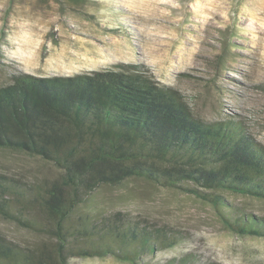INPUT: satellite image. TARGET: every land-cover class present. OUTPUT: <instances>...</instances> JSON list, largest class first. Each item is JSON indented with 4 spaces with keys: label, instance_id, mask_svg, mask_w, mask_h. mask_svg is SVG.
Masks as SVG:
<instances>
[{
    "label": "trees",
    "instance_id": "trees-1",
    "mask_svg": "<svg viewBox=\"0 0 264 264\" xmlns=\"http://www.w3.org/2000/svg\"><path fill=\"white\" fill-rule=\"evenodd\" d=\"M0 149L61 172L34 183L0 171V216L41 236L29 245L0 232V264L96 256L161 264L147 258L180 243L174 227L121 210L80 209L99 187L131 178L191 194L212 205L227 229L264 236V216L232 198L264 201V146L240 121L196 116L180 90L145 72L13 73L0 84ZM175 260L168 264L192 263Z\"/></svg>",
    "mask_w": 264,
    "mask_h": 264
},
{
    "label": "rangeland",
    "instance_id": "rangeland-1",
    "mask_svg": "<svg viewBox=\"0 0 264 264\" xmlns=\"http://www.w3.org/2000/svg\"><path fill=\"white\" fill-rule=\"evenodd\" d=\"M103 68L145 72L180 90L194 114L240 121L264 146V0H0V84L18 71L73 75ZM0 171L41 183L52 163L0 149ZM264 216V201L232 197ZM81 211H126L181 234L148 261L264 264V236L227 229L212 205L179 189L131 178L95 190ZM24 244L41 236L0 216ZM70 264H130L113 256ZM190 264V262H189Z\"/></svg>",
    "mask_w": 264,
    "mask_h": 264
}]
</instances>
